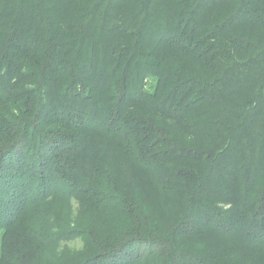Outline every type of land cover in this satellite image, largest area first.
Masks as SVG:
<instances>
[{
	"label": "trees",
	"instance_id": "16d2710c",
	"mask_svg": "<svg viewBox=\"0 0 264 264\" xmlns=\"http://www.w3.org/2000/svg\"><path fill=\"white\" fill-rule=\"evenodd\" d=\"M0 264H264V0H0Z\"/></svg>",
	"mask_w": 264,
	"mask_h": 264
},
{
	"label": "rangeland",
	"instance_id": "374dc122",
	"mask_svg": "<svg viewBox=\"0 0 264 264\" xmlns=\"http://www.w3.org/2000/svg\"><path fill=\"white\" fill-rule=\"evenodd\" d=\"M0 252H1V240H0Z\"/></svg>",
	"mask_w": 264,
	"mask_h": 264
}]
</instances>
